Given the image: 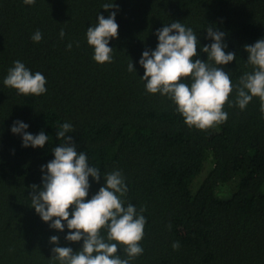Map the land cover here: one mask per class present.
<instances>
[{"label": "trees", "instance_id": "1", "mask_svg": "<svg viewBox=\"0 0 264 264\" xmlns=\"http://www.w3.org/2000/svg\"><path fill=\"white\" fill-rule=\"evenodd\" d=\"M104 3L119 10L105 11ZM112 11L119 25L109 43L113 59L99 64L87 28ZM174 21L199 39L193 60L207 61L201 49L213 42L210 26L225 33V52L236 54L218 65L234 86L223 108L228 118L207 130L188 127L172 100L148 93L141 78L142 53L155 50L156 30ZM37 30L40 42L31 39ZM262 38L264 0H36L31 6L0 0V264H59L51 259L53 235L61 247L82 248L83 240L67 241V227L50 228L31 205V185L42 187L41 166L54 159L65 122L76 150L101 174L99 182L89 177L85 199L104 185L105 174L120 171L128 189L124 206L146 218L143 254L129 264H264V112L259 97L240 109L235 88L253 71L244 46ZM17 60L45 76V94L25 96L3 84ZM17 120L27 132L49 136L43 148L22 146V136L11 132ZM124 247L117 254L127 259Z\"/></svg>", "mask_w": 264, "mask_h": 264}, {"label": "clouds", "instance_id": "2", "mask_svg": "<svg viewBox=\"0 0 264 264\" xmlns=\"http://www.w3.org/2000/svg\"><path fill=\"white\" fill-rule=\"evenodd\" d=\"M23 3L31 6L36 0H23ZM102 8L105 11L119 10L114 3H104ZM116 11H112L107 18L98 15L95 26L87 28V43L94 49L93 59L99 64L111 63L113 59V48L109 47V43L111 39L118 38ZM206 31L207 38L213 41L201 49L207 54L206 62L193 60L198 56L199 39L192 28L179 21L157 29L155 50L146 49L139 60L144 69L141 78L146 81V91L167 96L176 105L185 124L200 130L226 122L228 114L223 108L229 103L234 86L228 72L218 65H227L236 58L234 52H225L224 32L211 26ZM64 36L62 29L60 37ZM31 39L40 42L42 33L37 30ZM67 47L70 50L72 44ZM244 50L248 53L247 61L253 66V71L242 75L235 86L236 104L243 110L254 97H259L261 111L264 112V38L245 45ZM128 71H135L132 61ZM182 78H187L190 84L181 82ZM46 83L41 72L33 74L19 60L14 61L3 80L5 86L25 96L45 94ZM28 127L17 120L11 132L22 136L23 147L43 148L49 136L43 131L33 135L26 131ZM72 132L70 123L59 125L56 137L62 143L53 148L54 159L41 166V172L46 169L42 187L31 185V205L42 221L50 222V228L60 232L66 226L69 232L65 239L69 242L83 240L82 248L74 252L71 247L59 246L58 236H51L49 242L57 245L51 249V259L59 261V264H129L130 260L143 254L140 242L144 237L146 218L137 213L132 204L124 206L122 197L128 189L120 171L105 174L104 185L91 199H85L91 187L89 177L99 182L101 174L98 168L89 166L84 152L76 150L73 138L66 135ZM143 211L142 208L140 212ZM119 246H125L127 259L117 254ZM172 247L178 249L179 242L173 243Z\"/></svg>", "mask_w": 264, "mask_h": 264}, {"label": "rangeland", "instance_id": "3", "mask_svg": "<svg viewBox=\"0 0 264 264\" xmlns=\"http://www.w3.org/2000/svg\"><path fill=\"white\" fill-rule=\"evenodd\" d=\"M209 166H210V164L208 163V168H209ZM225 193H229V191L231 190V188L230 187H225Z\"/></svg>", "mask_w": 264, "mask_h": 264}]
</instances>
